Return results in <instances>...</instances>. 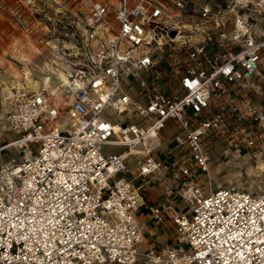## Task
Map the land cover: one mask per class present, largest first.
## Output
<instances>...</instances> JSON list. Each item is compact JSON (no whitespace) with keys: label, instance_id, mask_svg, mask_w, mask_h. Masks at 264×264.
Returning <instances> with one entry per match:
<instances>
[{"label":"built area","instance_id":"built-area-1","mask_svg":"<svg viewBox=\"0 0 264 264\" xmlns=\"http://www.w3.org/2000/svg\"><path fill=\"white\" fill-rule=\"evenodd\" d=\"M77 1L82 29L48 40L47 70L69 83L9 96L22 158L0 169V264H264V184L196 180L217 150L264 172V0ZM67 2L27 0L29 33L62 27ZM170 121L178 163L157 157ZM154 180L181 186L183 209L152 208L172 215V246H144Z\"/></svg>","mask_w":264,"mask_h":264},{"label":"rangeland","instance_id":"rangeland-1","mask_svg":"<svg viewBox=\"0 0 264 264\" xmlns=\"http://www.w3.org/2000/svg\"><path fill=\"white\" fill-rule=\"evenodd\" d=\"M22 5L21 7L18 5V9L8 10V13L2 19V23H0V148L5 145L8 146L15 139V135L7 126V117L12 108L10 100H7L9 92H12L15 85L25 87L27 91H34L43 87V83H45L40 79V75L44 74L47 77H51L50 75L52 74L58 76V73H64L61 70L56 72L47 70L46 63L52 59L50 46L52 44H48L49 36L52 34L58 35L61 32L65 35H71L76 31L75 29H77L78 24L80 25H78L79 29H82V21L86 14H88L85 4L77 0H68L64 9L66 20L62 27L54 30L53 26L46 22L49 26L46 30L43 25L37 24L32 25L33 31L29 33V17L32 16V12H30L26 4ZM51 15L53 14L51 13ZM20 17L27 20L28 27L20 25ZM36 18L38 20L41 19L37 15ZM29 36L37 38V41L29 45ZM29 77L32 83L26 79ZM175 132L176 128L173 125H169L164 134V143L158 155H163L178 163L181 159L180 151L176 150L172 152L174 148L171 147V138ZM107 152H116V149H107ZM21 158L22 153L20 151L14 148H6V150L0 153V169L2 165H6L13 159L21 160ZM252 164L248 159L236 155L222 156L217 150L213 154L210 175L207 176L198 172L196 175L199 174L201 176H197L196 180L207 190L235 186L257 194L263 188L264 172L257 170L255 165ZM137 174L138 165L134 159L130 172L126 173L125 176L134 178ZM119 177H122V175H119ZM154 182L156 183V180ZM180 188L181 186L178 183H174L178 202L183 204L177 194ZM176 233L177 229L175 227L173 230L174 237L172 238L173 245L176 244Z\"/></svg>","mask_w":264,"mask_h":264},{"label":"crops","instance_id":"crops-1","mask_svg":"<svg viewBox=\"0 0 264 264\" xmlns=\"http://www.w3.org/2000/svg\"><path fill=\"white\" fill-rule=\"evenodd\" d=\"M22 4L27 5V0H0V23H2V19L8 13V10L18 9V5L19 7H21L23 6ZM44 28L46 30V27ZM36 41L37 38L29 36V45L31 43H35ZM26 79L32 83V80H30V78ZM169 125H173L176 128L175 122L170 121L168 126ZM165 133L166 131H164L163 137ZM157 157L161 158L165 162H172V159L164 157L163 155H157ZM175 191L176 190L170 191L168 188H164L163 185L158 183H152L147 189L145 194L146 206L138 214L139 221L145 226V247H161L173 245L172 238L174 237L173 230L175 228V225L172 221V215L169 212L165 213V221L163 223H157L153 219L152 208L162 203H169L174 205V207L178 210L183 209L184 205L178 202Z\"/></svg>","mask_w":264,"mask_h":264},{"label":"bare ground","instance_id":"bare-ground-1","mask_svg":"<svg viewBox=\"0 0 264 264\" xmlns=\"http://www.w3.org/2000/svg\"><path fill=\"white\" fill-rule=\"evenodd\" d=\"M51 77H47L46 75L42 74L40 75V79L42 81H44L45 83L44 84H47L48 81H53L55 82L56 84H68L69 83V79H68V76H66L64 73H58V76H55L54 74L50 75ZM30 78V77H29ZM36 86V84H34ZM9 95H10V92H9ZM9 95L7 97V100L9 99ZM7 146V145H5ZM3 146L2 148H0V153H2L4 150H6V148H9L10 145H8L7 147ZM133 153H136V151L134 150Z\"/></svg>","mask_w":264,"mask_h":264}]
</instances>
